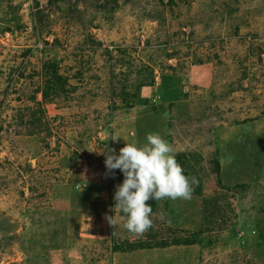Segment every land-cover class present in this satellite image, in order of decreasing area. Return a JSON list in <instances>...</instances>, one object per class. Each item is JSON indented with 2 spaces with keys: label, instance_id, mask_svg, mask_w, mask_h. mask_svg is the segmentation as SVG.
<instances>
[{
  "label": "rangeland",
  "instance_id": "rangeland-1",
  "mask_svg": "<svg viewBox=\"0 0 264 264\" xmlns=\"http://www.w3.org/2000/svg\"><path fill=\"white\" fill-rule=\"evenodd\" d=\"M150 133L199 183L141 235L105 161ZM0 264H264V0H0Z\"/></svg>",
  "mask_w": 264,
  "mask_h": 264
},
{
  "label": "clouds",
  "instance_id": "clouds-1",
  "mask_svg": "<svg viewBox=\"0 0 264 264\" xmlns=\"http://www.w3.org/2000/svg\"><path fill=\"white\" fill-rule=\"evenodd\" d=\"M113 140H118L113 138ZM147 143H126L119 155L115 149L106 154L109 171L119 169L124 174L122 185L117 186L115 209L126 215L125 227L135 234H144L153 226L150 199H191L196 177H188L176 159L175 150L159 133H150ZM116 225L115 217H107Z\"/></svg>",
  "mask_w": 264,
  "mask_h": 264
},
{
  "label": "trees",
  "instance_id": "trees-1",
  "mask_svg": "<svg viewBox=\"0 0 264 264\" xmlns=\"http://www.w3.org/2000/svg\"><path fill=\"white\" fill-rule=\"evenodd\" d=\"M153 81L152 80H150L148 83L147 82H145V84H147V85H150L151 83H152ZM143 83V82H142ZM150 83V84H149ZM141 84V83H140ZM182 166V165H181ZM182 168L184 169V174L186 175V176H188L187 175V172H186V169L184 168V166H182ZM189 177V176H188ZM155 204H157V201L155 202ZM151 207H153V211H154V209L156 208L155 206L156 205H152V204H149ZM195 239H196V237L194 236L192 239H190V238H183V239H181V244L182 245H192V244H194V242H195ZM176 242V241H175ZM138 244L139 245H136L137 247H147V248H151L153 245H150V244H148V243H145L144 245H143V243L142 242H138ZM167 243L166 242H156L155 241V243H154V245H156V246H163V245H166ZM136 246H134V245H132V244H128L127 245V249L129 248V249H131V248H134V247H136ZM113 249L115 250V251H117V250H123L121 247H119L118 245H115L114 247H113Z\"/></svg>",
  "mask_w": 264,
  "mask_h": 264
}]
</instances>
